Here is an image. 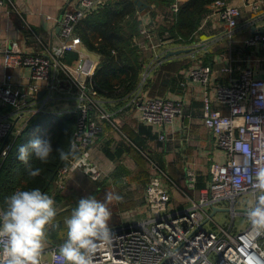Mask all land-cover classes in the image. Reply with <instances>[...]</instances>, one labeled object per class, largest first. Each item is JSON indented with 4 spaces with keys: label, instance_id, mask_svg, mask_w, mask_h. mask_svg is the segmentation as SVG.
<instances>
[{
    "label": "built area",
    "instance_id": "obj_1",
    "mask_svg": "<svg viewBox=\"0 0 264 264\" xmlns=\"http://www.w3.org/2000/svg\"><path fill=\"white\" fill-rule=\"evenodd\" d=\"M3 2L0 0V6ZM104 3L105 0H77L74 7L66 6L60 19L61 42L44 53L25 54L0 46L5 69H29L33 100L40 91L45 92L41 105L33 106L27 94L12 87L11 75L6 72L0 82V100L14 108L13 114L21 116L25 112L43 111L59 81L67 80L77 90L73 111L78 120L71 143L75 145L76 156L59 168L55 181L58 190L63 189L75 171L83 172L92 180L102 177L90 153V146L100 131L94 114L104 119H109L110 115L95 86L87 84L86 79L93 76L97 63L80 52L82 41L75 33V26ZM262 5L264 0H214L208 5L206 15L217 16L230 31L239 25L242 7L254 11ZM179 6L180 2L175 1L170 10L176 13ZM140 33L141 46H153L154 38L158 37L153 32V24L143 26ZM261 38L255 34L248 41L252 43ZM71 51L79 53L75 66L64 60L65 54ZM188 78L202 85L203 123L216 146L226 153L225 162L211 164L208 185L197 199L191 200L189 207L181 210L170 209V194L161 185L160 176H154L146 188V217L111 230L110 242H99L93 264H264V237L253 239L248 221L240 230L235 227L236 217H246L247 212V209L237 208L239 200L246 195L250 196V203L253 200L250 177L257 168L264 167V79L244 69L228 83L214 85L211 93L209 65L192 68ZM141 85L143 82L137 87L132 102L142 122L163 128L181 113L179 101L160 97L139 99ZM215 103L222 104L227 111L216 108ZM23 128L24 125L17 126L9 115L0 117L1 159L7 157L12 147L3 140L11 133L17 137ZM159 139L165 140V134L160 133ZM188 177V184L193 186V174L189 172ZM223 205L227 208H221ZM222 209L229 211L228 226H220L212 218ZM60 245L47 250L48 258L43 254V264H63Z\"/></svg>",
    "mask_w": 264,
    "mask_h": 264
},
{
    "label": "crops",
    "instance_id": "obj_2",
    "mask_svg": "<svg viewBox=\"0 0 264 264\" xmlns=\"http://www.w3.org/2000/svg\"><path fill=\"white\" fill-rule=\"evenodd\" d=\"M175 1L181 4L185 0H174L173 3ZM173 3L154 11L148 5L138 7L139 26L134 41L140 50L142 63L134 89L119 97L98 94L110 115L109 119H104L94 114L101 129L90 146V153L93 163L101 169L102 177L92 180L83 172L75 171L68 178L70 180L77 175L82 182L94 185L89 195L99 200H103L108 191L122 197L108 205L112 213L109 228L132 225L146 217V188L154 176H160L161 185L170 194V209L181 210L189 207L191 200L197 199L200 191L208 185L211 164L225 162L226 153L216 146L203 123L202 85L188 78L189 70L202 65L211 67V93L214 85L228 83L244 69H249L254 77L264 79V5L254 11L242 7L239 25L230 31L217 16H207L206 12L191 40L178 43L168 33L156 32L160 26L168 28L172 24L174 13L170 7ZM76 4L77 0H4L0 6V46L25 54H40L58 46L61 42V14L66 6L74 7ZM147 24H153V32L158 36L154 38L153 46H141L139 40L140 30ZM255 34L262 38L249 42ZM177 50L182 51L166 56L168 52ZM80 52L98 65L100 55L89 51L83 43ZM65 57L67 64L75 66L79 53L71 51ZM71 69L76 74L73 67ZM6 72L11 75L13 88L27 94L26 98L33 106L41 105L45 92L40 91L43 93L39 95V92L33 100L29 69H5L0 54V82ZM79 78L84 80L82 76ZM86 81L88 86L94 85L93 76ZM140 82L143 85L139 99L160 97L181 102V113L163 128L140 120L137 106L132 102ZM76 94L77 90L71 83L59 81L43 111L15 115L14 108L0 100V117L9 115L17 126L24 127L39 113H49L56 119L73 111ZM215 107L227 111L222 104L215 103ZM114 129L116 131L113 132ZM160 133L165 134V140L159 139ZM15 138L11 133L3 141L13 144ZM108 151L112 156L107 154ZM128 159L133 168L127 165ZM5 161L6 158H0V171ZM189 172L194 176L193 186L188 184ZM101 182H104L103 186H99ZM64 196L63 202L68 204L70 200L69 210L72 211L75 205L71 197L74 196ZM61 240L47 238L44 257L48 258L46 252L50 247L63 244Z\"/></svg>",
    "mask_w": 264,
    "mask_h": 264
},
{
    "label": "trees",
    "instance_id": "obj_3",
    "mask_svg": "<svg viewBox=\"0 0 264 264\" xmlns=\"http://www.w3.org/2000/svg\"><path fill=\"white\" fill-rule=\"evenodd\" d=\"M154 10L169 7L174 0H142ZM214 0H185L174 13V20L167 28L160 26L157 34L168 33L170 38L178 43H187L193 37L202 16L207 12L208 5ZM140 8V7H139ZM139 8L135 1L105 0L104 5L90 12L75 26V33L81 38L84 46L91 52L100 55V61L93 74V83L97 94L105 96H124L136 86L142 58L134 38L138 33ZM64 60L67 61L66 57ZM74 87V86H73ZM78 115L70 111L59 115L56 119L49 113H39L33 116L15 138L0 171V207L4 200L19 189L40 188L55 200L57 208L56 227L48 229L47 238L59 241L64 232V223L61 221L59 205L64 204L65 196L56 187L59 168L68 161H61L55 153L57 148L63 147L69 151L77 128ZM50 139L54 153L46 164H41L33 156L30 163L33 168H41L37 177L28 175L25 165L17 159L18 148L32 139ZM153 138V137H151ZM136 142H139L135 140ZM109 156L112 153L107 152ZM151 160V158H149ZM152 161V160H151ZM104 182L99 183L103 186ZM72 203L80 198L71 197ZM73 210V209H72ZM60 219V220H59ZM113 226L110 230L117 229ZM58 236V237H57ZM57 238V239H56Z\"/></svg>",
    "mask_w": 264,
    "mask_h": 264
},
{
    "label": "clouds",
    "instance_id": "obj_4",
    "mask_svg": "<svg viewBox=\"0 0 264 264\" xmlns=\"http://www.w3.org/2000/svg\"><path fill=\"white\" fill-rule=\"evenodd\" d=\"M54 153L50 139H32L18 148L17 159L25 165L29 176L37 177L41 168H33V156L41 164L49 162ZM55 153L61 161L75 154V145L69 151L63 147ZM253 200L246 212L253 239L264 237V167L256 169L250 177ZM122 197L112 191L99 200L93 195L80 198L71 215L64 220L66 239L59 247L63 264H93L99 242H110L109 221L113 201ZM58 213L55 200L40 188L19 189L4 200L0 207V264H43L48 229Z\"/></svg>",
    "mask_w": 264,
    "mask_h": 264
},
{
    "label": "rangeland",
    "instance_id": "obj_5",
    "mask_svg": "<svg viewBox=\"0 0 264 264\" xmlns=\"http://www.w3.org/2000/svg\"><path fill=\"white\" fill-rule=\"evenodd\" d=\"M114 131H116V130L114 129L113 132ZM127 165L132 167V168L134 166L130 159L127 160ZM93 187H94V185L92 186V184L89 183V182H87V183L86 182H82L80 180V177L76 175V176L72 177L70 180L68 179L66 181V184L63 187V189L61 190V192L64 195H67V196H76V197L83 198V197L89 196V194L93 190ZM170 205L172 206V202H171ZM70 206L71 205H70V200H69L68 204L64 203V205H59V207H58L59 208L58 210H62V212H60V217H58V218H60L63 223H64L65 218H67V217H69L71 215L72 211L69 210ZM249 206H250V196L249 195L243 196L241 198V200H239V202L237 204V208H240V209H248ZM221 208H227V207H226V205H223ZM134 218H135V216H134ZM212 218L220 226H228L229 223H230L229 211L226 210V209L218 210L217 212H215L213 214ZM56 220H58V219L56 218ZM235 221H236L235 222V227H236L237 230H240V229L244 228L246 226V223H247L246 217L242 216V215L237 216ZM60 231L64 232L62 234V236L60 235V239H62L61 241H65V239H66V227L63 230H60Z\"/></svg>",
    "mask_w": 264,
    "mask_h": 264
},
{
    "label": "water",
    "instance_id": "obj_6",
    "mask_svg": "<svg viewBox=\"0 0 264 264\" xmlns=\"http://www.w3.org/2000/svg\"><path fill=\"white\" fill-rule=\"evenodd\" d=\"M135 2H136V4H137L138 7H142V8L147 7V4L144 3L142 0H135ZM63 12H64V10H63ZM63 12H62V14H63ZM62 14H61V17H62ZM181 51L182 50L170 51V52L167 53L166 56L168 57V56H171V55L179 54V53H181ZM42 93L43 92H40L39 95H41Z\"/></svg>",
    "mask_w": 264,
    "mask_h": 264
}]
</instances>
